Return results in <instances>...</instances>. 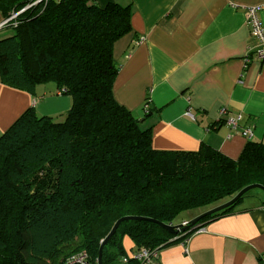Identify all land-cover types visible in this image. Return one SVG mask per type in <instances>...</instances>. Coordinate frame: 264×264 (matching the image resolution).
I'll list each match as a JSON object with an SVG mask.
<instances>
[{
    "label": "trees",
    "instance_id": "16d2710c",
    "mask_svg": "<svg viewBox=\"0 0 264 264\" xmlns=\"http://www.w3.org/2000/svg\"><path fill=\"white\" fill-rule=\"evenodd\" d=\"M0 11L18 14L0 40L1 82L30 94L53 83L71 99L57 116L28 108L0 136V264H145L139 253L160 257L185 244L194 230L237 213L250 192L189 226L201 210L264 187V141H249L237 160L207 144L157 150L151 129L117 101L114 50L134 32L130 6L0 0ZM183 215L190 218L176 225ZM126 217L144 220L123 222L100 261L103 242Z\"/></svg>",
    "mask_w": 264,
    "mask_h": 264
},
{
    "label": "crops",
    "instance_id": "0c3cea01",
    "mask_svg": "<svg viewBox=\"0 0 264 264\" xmlns=\"http://www.w3.org/2000/svg\"><path fill=\"white\" fill-rule=\"evenodd\" d=\"M96 1L131 7L134 32L114 50L120 66L114 95L137 119L145 114L142 126L151 129L155 149L190 152L207 144L236 160L249 141H264V62L255 59L260 43L247 24L252 8L264 24V0ZM11 32L4 27L0 40ZM30 107L52 117L67 112L71 99L55 84L30 94L0 77V136ZM238 116L237 129L211 128ZM246 129L253 135L244 137ZM242 205L185 244L163 249L158 264H264V192ZM125 245L132 248L129 239Z\"/></svg>",
    "mask_w": 264,
    "mask_h": 264
},
{
    "label": "built area",
    "instance_id": "2783aa9c",
    "mask_svg": "<svg viewBox=\"0 0 264 264\" xmlns=\"http://www.w3.org/2000/svg\"><path fill=\"white\" fill-rule=\"evenodd\" d=\"M259 12L260 9L259 8H252L249 9L248 13H247V24L250 26L252 34L254 37H256L260 43V48L256 50L255 54V59H257L258 61L264 62V24L262 23L260 17H259ZM18 14H12V16L9 19H6L5 22L0 24V31L7 26V24L13 20H15L17 18ZM145 110L148 111V105H145ZM222 115L226 114V110H223L221 112ZM186 116L192 118L195 120V116L192 113V110L189 109L186 112ZM241 116H238L236 118H233L231 120L227 121V124L229 126H231L234 129H237L240 126L241 123ZM253 132L250 129H246L244 130L243 136L244 137H249L252 136ZM183 226H188L187 223L183 224ZM196 229L194 231L200 230ZM180 231V230H179ZM136 259L144 262L145 264H158V260H159V254L158 253H154V254H150L148 252H141L136 256ZM86 260V256L82 255L77 259L78 263H84V261Z\"/></svg>",
    "mask_w": 264,
    "mask_h": 264
},
{
    "label": "water",
    "instance_id": "95a60500",
    "mask_svg": "<svg viewBox=\"0 0 264 264\" xmlns=\"http://www.w3.org/2000/svg\"><path fill=\"white\" fill-rule=\"evenodd\" d=\"M144 120H141L140 122L142 123ZM253 190H261L264 192V187L262 186H259V185H253V186H249L247 188H245L243 191H241L239 193V195L233 199L231 202L227 203V204H224V205H221L215 209H212L202 215H200L199 217H197L196 219H194L189 226H195L197 225L198 223L201 222V220L205 219V218H209L211 217L212 215L214 214H217L225 209H227L228 207L232 206L233 204H235L241 197H243L245 194H247L248 192H251ZM137 220H144L142 218H136V217H126V218H123L121 219L116 225L115 227L113 228L112 232L109 234V236L105 239V241L103 242L102 244V247H101V251H100V258L99 260L101 261V255H102V250H103V247L111 240V238L116 234L118 228L120 227V225L125 222V221H137ZM161 226L166 229L167 231L171 232V233H174V234H179L180 231H176V228L177 227H172L171 225H165V224H161ZM101 264V262H100Z\"/></svg>",
    "mask_w": 264,
    "mask_h": 264
},
{
    "label": "rangeland",
    "instance_id": "374dc122",
    "mask_svg": "<svg viewBox=\"0 0 264 264\" xmlns=\"http://www.w3.org/2000/svg\"><path fill=\"white\" fill-rule=\"evenodd\" d=\"M53 83H50V85H52ZM54 85V84H53ZM43 93V92H42ZM145 110V109H144ZM145 115V114H144ZM144 115L140 118V121L141 120H144ZM143 124V123H142ZM244 141H245V144H246V142H247V139H244ZM239 158V156L237 157V158H235L236 160ZM261 193H262V191H260V190H253V191H251L249 194H248V196L245 198V200H244V204L242 205V207H244V206H247L248 204H250L251 202H253V199H254V197H256L257 195H261ZM214 207V206H213ZM216 208V207H215ZM212 209V207H210V208H206V209H203V210H201L200 212L201 213H205L206 211H209V210H211ZM214 209V208H213ZM187 215H183L182 217H180V219H178L177 221H176V225H179V224H181L182 223V220L183 219H187V218H190L189 216H187Z\"/></svg>",
    "mask_w": 264,
    "mask_h": 264
}]
</instances>
